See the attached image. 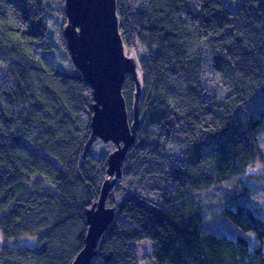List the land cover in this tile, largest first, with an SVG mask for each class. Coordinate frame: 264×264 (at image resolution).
<instances>
[{
	"label": "trees",
	"instance_id": "obj_1",
	"mask_svg": "<svg viewBox=\"0 0 264 264\" xmlns=\"http://www.w3.org/2000/svg\"><path fill=\"white\" fill-rule=\"evenodd\" d=\"M48 1L62 15V0H0V230L40 242L37 251L4 245L0 264H71L106 178L107 153L81 158L91 87L74 65L61 69L43 54L53 47ZM117 14L126 49L144 52V117L108 193L116 215L91 264H264L255 208L222 205L234 234L209 230L203 213L204 191L262 155L264 108L252 99L264 94V0H241L236 11L224 0H117ZM133 91L126 76L130 120Z\"/></svg>",
	"mask_w": 264,
	"mask_h": 264
},
{
	"label": "water",
	"instance_id": "obj_2",
	"mask_svg": "<svg viewBox=\"0 0 264 264\" xmlns=\"http://www.w3.org/2000/svg\"><path fill=\"white\" fill-rule=\"evenodd\" d=\"M65 24L62 37L70 60L93 94L90 134L81 158L90 153L93 143L111 142L106 155L107 177L99 198L86 209L87 230L83 246L71 264H91L98 242L113 222L116 210L107 205L109 191L121 177L122 163L135 142L144 115H140L143 93L141 66L134 54L125 53L119 31L117 0H62ZM126 76L133 82L131 120L122 94Z\"/></svg>",
	"mask_w": 264,
	"mask_h": 264
},
{
	"label": "rangeland",
	"instance_id": "obj_3",
	"mask_svg": "<svg viewBox=\"0 0 264 264\" xmlns=\"http://www.w3.org/2000/svg\"><path fill=\"white\" fill-rule=\"evenodd\" d=\"M127 1L131 2V0ZM224 1L233 11H236L239 8L241 2V0ZM47 3L49 6L46 8V39L53 43V47L49 50H44L43 54L51 58L59 68L64 70H68L67 68H70L69 70H71L73 64H71L72 62L68 55L69 53L66 49L64 39L62 37V44L60 37V31L62 36V26L66 21L62 11L63 1L60 7L62 15L58 13L59 3L57 1H48ZM139 47L131 50H127L125 48V53L127 55L134 54L140 62L144 52L142 48ZM252 107L255 110L264 108V94H258L252 99ZM255 136L258 147L262 151V155L258 156L254 162L248 165L238 176L235 175L228 178L226 180V186H216L215 188L204 191L203 213L206 226L209 230L234 234L235 231L232 228V224L230 222L227 223L221 215L222 205L229 202V198L230 205L234 203L245 204L249 207L255 208L257 214L264 218V131H258ZM114 147L115 145L111 142L104 143L101 140H97L92 145L91 154L93 157L98 158L113 150ZM169 157L173 160H179L181 158L180 149L170 144ZM105 177H107V175ZM240 234L248 237L249 234L253 233H243L240 231ZM149 242L151 243V241ZM4 245H8L9 247L26 246L37 251L40 242L38 241V236L36 234H26L20 236L19 238L5 239L0 230V249ZM139 245H142V247L145 246L144 243Z\"/></svg>",
	"mask_w": 264,
	"mask_h": 264
},
{
	"label": "bare ground",
	"instance_id": "obj_4",
	"mask_svg": "<svg viewBox=\"0 0 264 264\" xmlns=\"http://www.w3.org/2000/svg\"><path fill=\"white\" fill-rule=\"evenodd\" d=\"M91 150H92V147H91ZM91 150H90V153H89L88 155H92V154H91ZM82 152H83V151H82ZM81 156H82V154H81ZM92 156H93V155H92ZM86 157H87V156H86Z\"/></svg>",
	"mask_w": 264,
	"mask_h": 264
}]
</instances>
